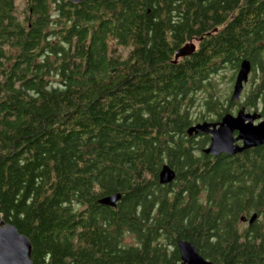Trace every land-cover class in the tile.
Returning <instances> with one entry per match:
<instances>
[{"label":"trees","instance_id":"1","mask_svg":"<svg viewBox=\"0 0 264 264\" xmlns=\"http://www.w3.org/2000/svg\"><path fill=\"white\" fill-rule=\"evenodd\" d=\"M243 59L263 115L264 0H0V217L32 263L179 264L185 239L264 264V144L212 156L186 132L197 93L211 121L235 104L213 78Z\"/></svg>","mask_w":264,"mask_h":264},{"label":"water","instance_id":"2","mask_svg":"<svg viewBox=\"0 0 264 264\" xmlns=\"http://www.w3.org/2000/svg\"><path fill=\"white\" fill-rule=\"evenodd\" d=\"M71 1L78 3L83 0ZM195 49L194 42L185 43L175 51L173 63L192 54ZM250 70L249 61L243 59L236 72L229 98L231 102L239 100L243 86L249 78ZM255 120L258 122L255 123ZM186 132L189 136L193 134L209 135V144L202 150L205 154L231 156L264 144V114L257 111H246L245 107L241 106L236 114L226 112L219 120L198 122L189 126ZM175 176V171L167 163L162 164L158 175L160 184L171 183ZM120 197V193L110 194L102 197L99 203L115 206ZM256 217L257 214L253 213L249 217H242V220L251 224ZM177 248L180 254L179 264H212L199 254L195 246L188 240L179 239ZM31 251L32 247L28 237L0 217V264H33L30 259Z\"/></svg>","mask_w":264,"mask_h":264},{"label":"rangeland","instance_id":"3","mask_svg":"<svg viewBox=\"0 0 264 264\" xmlns=\"http://www.w3.org/2000/svg\"><path fill=\"white\" fill-rule=\"evenodd\" d=\"M195 43V45L197 46V42L193 41ZM235 76H236V71H234L230 65H227V67L223 68L220 70V72H218L216 75H214L213 81H214V86H215V92L216 94L219 96L220 100L223 103V107L227 106V101H226V97L230 96L231 91H232V87H233V83L235 80ZM253 74L252 71H250L249 73V78L247 80V82L244 84L243 86V90L240 94V98L237 101H234L233 105H231L228 109L227 112L231 113V114H236L237 110L241 107L240 103L243 101L244 95L245 93L248 92V89L251 85V78H252ZM204 96V92H199L196 94V101H195V106L192 107L191 109V115L193 118V124H196L198 122H202V121H211V119H215L216 118V114L213 111H208L204 105L202 104V97ZM246 111L249 112H254L257 111L259 113L260 109H246ZM216 121V120H214ZM258 120H255V123H257ZM244 223H247L244 222Z\"/></svg>","mask_w":264,"mask_h":264}]
</instances>
